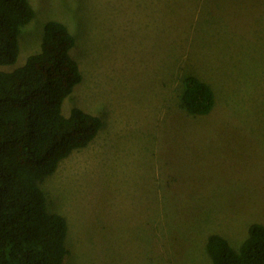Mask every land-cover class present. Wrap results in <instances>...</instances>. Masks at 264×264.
<instances>
[{"label": "rangeland", "instance_id": "rangeland-1", "mask_svg": "<svg viewBox=\"0 0 264 264\" xmlns=\"http://www.w3.org/2000/svg\"><path fill=\"white\" fill-rule=\"evenodd\" d=\"M13 70L64 22L82 78L62 101L102 119L39 185L67 221L62 264H212L264 223V0H29ZM215 104L190 114L183 76Z\"/></svg>", "mask_w": 264, "mask_h": 264}, {"label": "trees", "instance_id": "trees-1", "mask_svg": "<svg viewBox=\"0 0 264 264\" xmlns=\"http://www.w3.org/2000/svg\"><path fill=\"white\" fill-rule=\"evenodd\" d=\"M29 0H0V264H62L66 218L46 208L39 183L74 149L85 147L102 126L100 116L62 101L82 78L70 49L75 38L61 20L44 26L40 50L13 70L18 36L34 16ZM181 107L206 115L215 104L209 83L192 73L183 76ZM212 264H264V223L249 224L238 247L219 233L206 237Z\"/></svg>", "mask_w": 264, "mask_h": 264}]
</instances>
